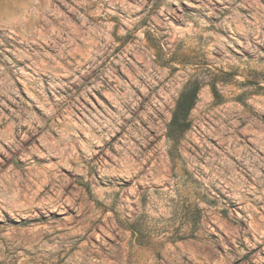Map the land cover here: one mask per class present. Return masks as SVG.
I'll use <instances>...</instances> for the list:
<instances>
[{
	"label": "rangeland",
	"instance_id": "1",
	"mask_svg": "<svg viewBox=\"0 0 264 264\" xmlns=\"http://www.w3.org/2000/svg\"><path fill=\"white\" fill-rule=\"evenodd\" d=\"M0 264H264V0H0Z\"/></svg>",
	"mask_w": 264,
	"mask_h": 264
}]
</instances>
